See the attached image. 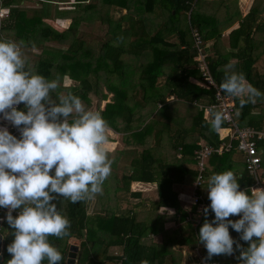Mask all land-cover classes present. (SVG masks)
I'll use <instances>...</instances> for the list:
<instances>
[{
  "label": "trees",
  "instance_id": "1",
  "mask_svg": "<svg viewBox=\"0 0 264 264\" xmlns=\"http://www.w3.org/2000/svg\"><path fill=\"white\" fill-rule=\"evenodd\" d=\"M3 1L8 11L1 28L3 37L12 40L24 38L26 42L28 37L34 40L39 37L43 42L61 45L41 50L37 63L32 67L47 79H53L58 74L61 82L65 77L72 80L76 84L67 92L78 95L87 107L93 106L92 98L95 97L96 110L101 112L109 127L116 132L129 133L126 136L128 145L144 143L147 135L154 130V139L160 141L165 130L160 128L170 127L166 129L168 148L163 158H156L150 147L145 145L141 150L108 151L113 164L111 174L103 184L102 194L76 204L63 197L54 201L71 222L69 236L63 239L49 237L64 256L60 264H67V252L72 240L78 241L76 264H141L143 260L149 264H182L178 246L192 251L193 255L186 257L189 264H200L193 249L201 244V253L207 256L204 244L199 241V230L205 217L197 226L186 221L195 206L182 204L173 186L182 182L192 184L196 174L194 150L201 143L198 141L203 139V142L217 145L220 139L219 133L207 123L204 110L191 105L193 101L200 105L214 102V90L201 81L191 29L196 28L203 38L209 70L219 87L225 78L226 66L232 64L234 71L243 72L246 80L264 93V66L259 70L257 65L264 57V28L254 23L264 11L261 3L254 0L243 17H240L238 9L233 12L240 17L238 27L229 32L228 47L235 52L224 53L225 47L220 42L222 29L217 28L215 14L222 7L228 9L229 0H74L70 9L58 10V14L69 17L71 23H77L78 18L87 14L106 27L103 32L108 39L104 42L96 39L90 43L85 41L83 32L73 26L54 28L44 21L50 14L53 0H48L50 2H47L46 9L24 6V0ZM199 1L203 4L201 11L199 7L195 9ZM114 8L126 12L117 19L111 14ZM205 8L211 13H204L202 10ZM173 36L179 40L175 41ZM210 44L216 56L210 53ZM230 57L235 58L236 62H230ZM159 79H163L161 85H157ZM104 85L116 97L114 102H107L101 108V100L106 98ZM58 94L59 89L52 93L53 98H57ZM171 97L174 98L173 102L167 100ZM233 100L238 124L261 130L264 114L255 115L253 109L261 107L264 97L242 108L238 98L233 97ZM158 104H162L161 108ZM170 107L174 109L170 120L176 118V108L180 111H185V108L191 110L192 129H179L169 123L154 129L157 116L153 113L158 110L157 113H161L159 116L164 115L163 111H169ZM18 109L23 110L24 105H19ZM150 121H154V127L148 124ZM122 123L126 125L122 126ZM257 149L264 152V137L257 141ZM226 170H232L237 175L240 190H246L253 184V178L245 168L244 155L236 146L221 154L214 153L207 159L205 179L208 181L211 175ZM119 171H122L120 176L117 175ZM131 181L156 183L157 199L150 203L148 210L136 211L137 204H122L116 197L121 190H130L131 197L140 194L131 191ZM206 189L205 186V198L211 203ZM102 198L108 201L115 199V202L105 209L94 210V202ZM162 207L173 208L174 212L162 214L159 212ZM239 218L230 217L233 221ZM207 219H214L211 209ZM167 223L184 225L183 229H177L167 227ZM229 231L234 240L244 248L248 247L247 242L240 240V233L231 227ZM1 232L0 264H7L11 259L7 247L14 238L7 221ZM238 257L239 251H236L232 256H213L208 261L210 264H240Z\"/></svg>",
  "mask_w": 264,
  "mask_h": 264
},
{
  "label": "clouds",
  "instance_id": "2",
  "mask_svg": "<svg viewBox=\"0 0 264 264\" xmlns=\"http://www.w3.org/2000/svg\"><path fill=\"white\" fill-rule=\"evenodd\" d=\"M25 42L0 38V119L18 129L19 138L0 126V208L14 238L7 247V264H60L64 256L49 237L70 235L71 222L54 203L63 197L76 204L102 194L113 160L106 145L110 127L100 111L87 108L72 93L53 98L61 86L57 74L47 79L29 64ZM220 89L239 99L241 108L264 97L243 72L226 66ZM23 104L24 109L18 106ZM207 123L219 131L225 120L215 105ZM210 205L199 241L213 256L239 251L240 264H264V188L251 194L240 190L232 170L211 175L207 181ZM209 209L214 219H207ZM19 210L13 216V211ZM231 216H240L233 221ZM240 233L244 248L230 235ZM234 245L236 246L234 248ZM141 264H149L147 260Z\"/></svg>",
  "mask_w": 264,
  "mask_h": 264
},
{
  "label": "crops",
  "instance_id": "3",
  "mask_svg": "<svg viewBox=\"0 0 264 264\" xmlns=\"http://www.w3.org/2000/svg\"><path fill=\"white\" fill-rule=\"evenodd\" d=\"M24 1H22V4H23ZM40 1L45 2V3L50 2L48 0H28V3H30L29 5L31 6V8H45L46 9L47 8V4L42 7V3ZM253 1L254 0H238V1L230 0V1L227 2L228 5H229L228 9L222 7L216 12L215 15H216V18L218 20L217 21V24H218L217 28H219V29L221 28L222 29L220 42H221V46L225 47V48H223V49L226 50V51H224V53H226V52H229V53L230 52H232V53L235 52L234 49L228 47V44H229L228 43L229 42V40H228L229 39V32L232 29H235L236 27H238V19L240 17L245 16V14L250 10ZM55 2L57 4L58 3H65V2H59L58 0L51 1L52 4H55ZM70 3H71V5H74L75 1L71 0ZM53 6L54 5H51V13L47 15L48 16L47 18H44V21L50 23L54 28H66L67 26L69 27V21H71V19L69 17H63L62 15H59L58 14V10H60V8L56 7L54 9ZM260 6L264 10V1H262ZM70 7H72V6H70ZM70 7L63 8V9L64 10L65 9H70ZM205 9L202 10L204 13H207V14L211 13V11H209L208 9L207 10H205ZM237 9L239 10L238 12L240 13V17L233 13ZM212 13H215V12L213 11ZM261 21L264 22V11L258 15V17H257V19H256V21L254 23L257 25V24H260ZM75 24H77V23H75ZM251 26H253V24ZM262 28H264V26ZM86 35H88V34H86ZM89 35H93V34L89 33ZM103 35L105 37L104 32H103ZM173 37H175V36H173ZM28 38L29 39L27 41V45L29 47L31 46L30 52L34 54L33 57L34 56L37 57V54L40 55V51L41 50L39 51V49H38L40 47H37V45H36L37 43H36V41L34 42V38L33 39L31 37H28ZM101 39L102 38L100 37L99 40H101ZM174 40L178 41L179 39L175 37ZM42 50L44 51V48H42ZM24 52H25V50H24ZM210 53L213 56H216L214 54V51L212 49V45L211 44H210ZM261 58H263V60H261V61L264 62V57H261ZM31 59L32 58L27 57V60H28L30 65L32 64L30 62ZM229 61L230 62H236V59L230 57ZM262 65L264 66V63H262ZM261 68L262 67H258L259 70ZM52 71H54V69H52ZM102 73L103 72H100V74H102ZM66 81L71 82V83H66V85L72 84V86L68 87V90L71 89L72 87H74V85L72 83V80H70L69 78L65 77L63 82H66ZM162 82H163V79H159L158 82H157V85H161ZM103 89H104V93L106 95V98L101 100V103H100V107L101 108H103L105 103H107V102H114L115 101V97H116L115 93L110 91V90H108L105 85H104ZM173 99L174 98H172V97L171 98H167V100L171 101V102H173ZM197 103H199V102H196V101L194 102L193 101V103H191V105L192 106H196L199 109ZM202 104L206 105V103H204V102ZM89 108H91V107H89ZM160 108H161V106H160ZM94 111H96V107H95ZM175 111L181 112L180 110H177V108H176ZM144 112L147 113L146 110ZM173 112H174L173 107H170L169 111H166L164 113V115H161L158 118H156L157 123L160 124V126H161L162 124H165L166 121L167 122L171 121L170 120V116L171 117L173 116L172 115ZM178 112H176L175 116H179L182 119V114H179ZM253 113L255 115L264 114V101H263L261 107L259 106V107H256V108L253 109ZM192 115L193 114L191 113V115L189 117V118H191V120H192ZM134 116H137V114H135ZM205 117H206L207 121L210 119V116H208L206 114H205ZM125 125H126L125 123L124 124L122 123V126H125ZM154 129H157V128H154ZM260 131L264 132V119H263V128ZM154 132H155V130L151 131L150 134L147 135L144 143H142V144L131 143L130 145H128V143L126 142V136L129 135V133L127 134L125 132H116V131H114L113 129L110 128L109 141H108V144L106 145V147H107L109 152H113L115 150H125V151L126 150H131V149L132 150H141L145 146L150 147L151 150H155V149L158 150L159 148H162L166 144H167V148H168V143H167V141H168V133L166 131H164L162 133L160 141H158L157 139H154V136H155ZM163 138H164V143H163V140H162ZM200 141L203 142L204 140L200 139L198 142H200ZM143 145H145V146H143ZM151 147H153V148H151ZM261 158H262V170H263V173H264V167H263L264 166V163H263L264 152L262 150H261ZM205 186H206V188L208 187L207 181H206V185ZM130 187H131V191H133V192H137L138 191L140 193L136 197H131L130 190L129 191H125L126 192L125 196L129 195L131 197V199L133 201L132 204H137V207L135 208L136 211L148 210L149 207H150V203L157 199L156 183H153V182H141V181H131L130 182ZM173 189L178 193L179 200H180V202L182 204H184L186 206H192L191 203H190V196H189L190 195L189 189L191 191V184H186L184 182L176 183V184H174ZM154 191H156V197L155 198L153 197L152 198L153 200H152L151 199V195H152V193ZM142 195H143V197H142ZM142 198L145 199V200H142ZM181 199H182V201H181ZM159 212L162 213V214H171V213L174 212V209L173 208H168V207H162V208H160ZM183 225H184L183 223H176V224L167 223L166 224L167 227L171 228L173 226V228H177V229H183L182 228ZM156 239H157V237H156ZM177 249H178V251L181 252V263L182 264H189L190 262L187 260L186 257L189 256V255L190 256L193 255L192 251L190 252L189 250H187L186 247L180 248L179 246L177 247ZM197 251L201 253V251H202V245L201 244H198L197 246L194 247L193 252L196 254Z\"/></svg>",
  "mask_w": 264,
  "mask_h": 264
},
{
  "label": "built area",
  "instance_id": "4",
  "mask_svg": "<svg viewBox=\"0 0 264 264\" xmlns=\"http://www.w3.org/2000/svg\"><path fill=\"white\" fill-rule=\"evenodd\" d=\"M8 11L4 5V1L0 0V37L4 38L1 34L3 20L7 18ZM193 45L196 48L197 67L201 73V81L207 87L214 90V102L209 104H198L199 109H203L205 114L210 116L209 109L215 105L217 109L222 110L225 115L224 126L218 131L220 142L217 145H210L206 142L198 143L199 147L194 150L195 157V170L196 174L191 184L190 203L195 206L192 214H189L186 221L192 222L197 226L201 219L204 218L203 209L210 205L205 198V168L207 159L214 153H224L236 146V149L243 153L245 168L248 174L253 178V184L245 191L251 194L253 188H264L263 170L261 166L262 158L261 152L257 149V141L264 137V132L257 130L251 126H240L236 119V109L232 96L225 95L217 85L214 77L209 70V63L207 53L204 51V41L196 28L191 29ZM161 104H158L160 107ZM0 119V126H7L8 130L15 136L19 133L18 129L13 127L9 122ZM243 190V189H242ZM210 210V209H209ZM7 209H2L0 214V233H2L3 224L6 221ZM19 210L13 211V216L18 214ZM209 213V212H208ZM198 263L210 264L206 259L205 254L197 251L196 253Z\"/></svg>",
  "mask_w": 264,
  "mask_h": 264
},
{
  "label": "rangeland",
  "instance_id": "5",
  "mask_svg": "<svg viewBox=\"0 0 264 264\" xmlns=\"http://www.w3.org/2000/svg\"><path fill=\"white\" fill-rule=\"evenodd\" d=\"M59 1V0H58ZM68 1V2H67ZM67 1H65V3H56L55 2V4H51V5H54L53 6V8L55 9L56 7H59L60 9H63V8H68V7H70V6H72L71 5V3H70V1L71 0H67ZM230 1V0H229ZM238 1V0H237ZM262 1L263 0H257V2H259V3H262ZM60 2V1H59ZM42 3V7L44 6V5H46V4H48V3H45V2H41ZM244 3V2H243ZM30 3H28V0H25L24 2H23V5L24 6H27V7H31L30 5H29ZM201 5H203L200 1L198 2V4L195 6V9H197L198 7H199V11H201ZM71 8V7H70ZM206 10H207V8H206ZM126 12V10H124V9H120V8H117V9H113L112 11H111V14H112V16L114 17V18H119L123 13H125ZM50 13H51V11H50ZM85 17V18H84ZM72 21V20H71ZM71 21H69V26H73L72 28H74V29H77V30H79V31H82L83 32V37L85 38V41L87 42V43H90V42H94V40H96V39H99L100 37L102 38L100 41L101 42H104L105 41V39H106V37H104V35H103V31L104 30H106V27L105 26H103L99 21H97L96 19H95V17L93 18L92 17V15L90 16V15H85V16H83V17H81L80 19L78 18V22H77V24H75L74 23V21H73V23H71ZM263 25H264V22H260V24H259V27L260 28H262L263 27ZM68 27V26H67ZM124 27H126V25H125V23H124ZM89 33H91V34H93V35H89ZM86 34H88V35H86ZM103 36V37H102ZM107 39H108V36H107ZM106 39V40H107ZM20 40H23L24 42H25V48H24V50H25V54H26V57H29V58H32L31 59V63L34 65V64H36L37 63V59L39 58V54H37V57L36 56H34L33 57V53H31L30 52V48H31V46L29 47L28 45H27V42L25 41V39L23 38V39H18V40H16V41H20ZM36 41V45H37V47H40V48H38L39 49V51L40 50H42V48H46V49H54V48H58V47H60L61 45H59L58 43H56V42H43V41H41L40 40V38L39 37H37V39H35L34 40V42ZM41 52V51H40ZM262 63H263V61H260V62H258V67H261L262 66ZM31 64V66H33ZM100 72H102V71H100ZM102 77H104V73H102V74H100ZM66 83H71V82H69V81H66V82H61V86H60V88H59V94L58 95H61V94H65L67 91H68V87L69 86H72V84H68V85H66ZM72 83H73V85H75L76 83H74L73 81H72ZM104 88V87H103ZM103 92H104V89H103ZM92 100H93V106H91V108H89V107H87L86 105V107L87 108H89V109H91V110H94L95 109V107H96V98L95 97H93L92 98ZM85 104V103H84ZM185 104V103H184ZM183 104V105H184ZM188 104V103H187ZM184 106H186V105H184ZM194 107V106H193ZM191 108H192V106H191ZM190 109V108H189ZM194 112L196 111V110H194V108L192 109ZM157 111L158 110H156L153 114H155L156 116H157V118L159 117V115L161 114H159V113H157ZM191 110H188L187 108H185V111L184 110H182L181 112H178L179 114H182V119H181V117H179V116H176L177 118H175L174 120L172 119L171 121H166L167 123H169V124H171L173 127H177V128H179V129H192L191 128V118H189L190 117V115H191V112H190ZM163 112H166V110H164ZM193 113V112H192ZM151 118V117H150ZM149 118V119H150ZM180 118V119H179ZM148 119V120H149ZM190 119V120H189ZM185 120V121H184ZM166 122H165V124H166ZM148 124H152L153 125V127H154V121H153V123L150 121ZM164 124V125H165ZM158 125V126H157ZM155 128H157V129H159L160 128V124H158L157 122H156V125H155ZM170 127L167 125V126H162L160 129H165L164 131H166L167 133H168V131L166 130V129H169ZM163 140V143H164V138L162 139ZM166 142V141H165ZM167 143H168V141H167ZM134 144H137V143H134ZM166 149H167V144L166 145H164L162 148H159L158 150L157 149H155V150H151L152 151V153H154L155 154V156H156V158H163V156H166ZM122 172V171H121ZM121 172L119 171L118 172V176H120L121 175ZM189 193L191 194V191H190V189H189ZM125 194H126V192L125 191H123V190H121L120 192H119V194L116 196V197H118V199L120 200V202L122 203V204H125V203H127L128 202V204L127 205H129V204H132L133 203V201H132V199H131V197L129 196V195H126L125 196ZM153 195V196H152ZM152 195H151V199L154 197H156V191H154L153 193H152ZM190 196V195H189ZM142 197H143V195H142ZM142 200H145V199H143L142 198ZM153 200V199H152ZM181 201H182V199H181ZM110 204H109V203ZM114 202H115V199L113 200V199H111V200H107V199H104V198H102L101 200H99V199H97L95 202H94V204H93V208H94V210H96V211H99V209H105L106 207H108V205H113L114 204ZM91 207H92V205H91ZM90 207V208H91ZM112 207V206H111ZM172 228H173V226H172ZM72 243H75V244H77L78 245V241L77 240H72Z\"/></svg>",
  "mask_w": 264,
  "mask_h": 264
},
{
  "label": "water",
  "instance_id": "6",
  "mask_svg": "<svg viewBox=\"0 0 264 264\" xmlns=\"http://www.w3.org/2000/svg\"><path fill=\"white\" fill-rule=\"evenodd\" d=\"M2 116V114H0ZM7 122V121H4ZM2 244H3V234L0 233V260H1V249H2ZM79 254V247L75 243H71L69 246V250L67 252V257H66V263L67 264H76V260Z\"/></svg>",
  "mask_w": 264,
  "mask_h": 264
}]
</instances>
